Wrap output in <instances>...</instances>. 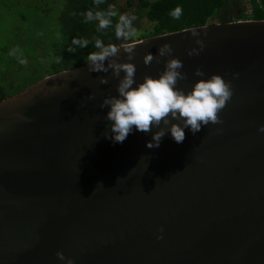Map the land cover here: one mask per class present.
<instances>
[{
	"label": "water",
	"instance_id": "95a60500",
	"mask_svg": "<svg viewBox=\"0 0 264 264\" xmlns=\"http://www.w3.org/2000/svg\"><path fill=\"white\" fill-rule=\"evenodd\" d=\"M135 42L137 82L163 70L165 57L143 56L164 43L183 62L185 93L197 68L230 80L222 123L178 144L161 122L113 144L99 105L119 77L86 63L0 100V264H64L57 251L74 264H264V19ZM112 60L128 62L122 50Z\"/></svg>",
	"mask_w": 264,
	"mask_h": 264
},
{
	"label": "clouds",
	"instance_id": "9594fccd",
	"mask_svg": "<svg viewBox=\"0 0 264 264\" xmlns=\"http://www.w3.org/2000/svg\"><path fill=\"white\" fill-rule=\"evenodd\" d=\"M93 2L96 10L90 9L85 12L83 22L94 23L95 30L100 33L113 28L116 40L121 41L119 45L105 44L102 39L96 38L92 45L95 50L86 56L89 72H107L108 68H111L113 74L119 77L116 85L117 95L105 97L99 105L101 109L107 106L108 111L104 119L111 122L112 135L110 137L105 135V138L110 139L113 144L122 143L129 134L148 133L153 127H158L163 122L164 125H170L167 128V134L179 144L185 139V130L195 135L201 131L202 126L222 123L218 113L233 95L230 80H225L219 74H210L206 77V74L197 68L194 75L200 79H197L190 91L185 93L183 89L177 87L178 80L185 79V74L180 71L183 68V62L173 55L171 45L164 43L158 47L155 56L151 52L143 56L145 66L154 59L160 62V58L165 57L163 70L155 77L145 74L142 81L137 82V68L133 63L136 42L132 41L136 35V29L133 26L136 16L130 13L118 14L111 5L107 9H102L100 5L104 3V0H93ZM181 14L180 7H176L169 13L174 20H179ZM114 17L117 19L113 25ZM186 31L190 32L192 37L200 36L196 29ZM71 43L78 48H85L89 41L73 38ZM196 43L199 49H187L189 56L199 54L204 49L203 40L198 39ZM121 50L128 62L112 60L108 67H105L104 62L110 57H118ZM18 51V49H12L9 55L16 56ZM68 51L74 52L75 48L70 47ZM20 63L24 61L21 59ZM121 73H123L122 76ZM107 82L104 78L100 79L101 84ZM170 119L179 120L182 123L170 124ZM258 131L264 132V125H260ZM164 136L165 130L161 128L152 134L145 146L149 149L158 148ZM160 232H163V228ZM162 238L160 235L157 236V239ZM56 257L64 264H74L73 259L66 258L61 251L56 252Z\"/></svg>",
	"mask_w": 264,
	"mask_h": 264
},
{
	"label": "trees",
	"instance_id": "16d2710c",
	"mask_svg": "<svg viewBox=\"0 0 264 264\" xmlns=\"http://www.w3.org/2000/svg\"><path fill=\"white\" fill-rule=\"evenodd\" d=\"M114 3L115 0H104L100 8L107 9L111 5L120 14ZM133 6L137 9L136 19L144 14L153 26L142 31L136 38H132V41L215 22L264 19V0H127V7L131 9ZM176 7L182 9L179 20H174L169 15ZM90 9L96 10L93 0H65L57 19L62 37L59 42L55 41L51 44L54 59L49 71L30 77L21 84H14V80L5 73L0 77V100L22 91L45 76L86 63L87 54L95 50L92 45L96 38L102 39L105 44L121 43L116 40L113 28L100 33L95 30L94 23L83 22V14ZM116 19L113 18V25ZM73 38L87 39L89 44L85 48H78L72 45ZM70 47L75 48V51L69 52Z\"/></svg>",
	"mask_w": 264,
	"mask_h": 264
},
{
	"label": "rangeland",
	"instance_id": "374dc122",
	"mask_svg": "<svg viewBox=\"0 0 264 264\" xmlns=\"http://www.w3.org/2000/svg\"><path fill=\"white\" fill-rule=\"evenodd\" d=\"M246 1V0H243ZM65 0H0V77L5 73L21 84L26 79L49 71L54 59L51 44L61 40L57 25L59 10ZM120 14H136V5L127 7V0H115ZM25 16V18H22ZM135 19L136 38L153 23L144 14ZM18 49L16 56L9 55ZM24 63H20V60Z\"/></svg>",
	"mask_w": 264,
	"mask_h": 264
}]
</instances>
